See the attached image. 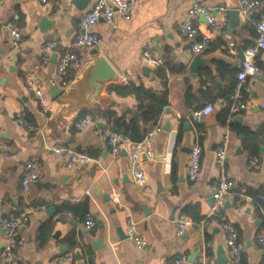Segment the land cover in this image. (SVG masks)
Returning a JSON list of instances; mask_svg holds the SVG:
<instances>
[{"label":"crops","instance_id":"crops-1","mask_svg":"<svg viewBox=\"0 0 264 264\" xmlns=\"http://www.w3.org/2000/svg\"><path fill=\"white\" fill-rule=\"evenodd\" d=\"M238 1L136 0L130 6L128 20L114 14L112 25L100 21L94 26L93 31L101 37L99 46L70 48L83 64L95 53L103 55L119 74V85L140 83L158 95L167 92L168 113H163L164 107L150 129L161 130L152 137L153 159L143 157L146 186L140 189L130 178L128 140L123 138L119 152L112 155L106 139L95 134V129L106 123L104 119L94 117L95 122L80 131L73 127L87 109L95 107L113 110L126 121H134L131 115L137 111L139 117V111L133 97L110 93L114 105L89 107L60 125L52 139H46L43 129L54 106L50 88L45 87L50 109L44 111L25 85L26 76L32 75L45 85L53 80L64 90L56 72V54L43 64V46L54 40L60 50L68 47L77 32L76 19L89 11L95 0H88L82 11L71 0H49L47 4L38 0H0V220L21 214L26 218L18 229L23 244L14 249L11 262L4 264H50L61 256H71V264H171L178 253L187 257V264H218L219 246L223 249V264H232L221 229L223 219L238 232L242 244L240 264H264L256 242V234L264 230V152L260 149L264 144L252 154L244 148L240 133L241 129L253 132L264 125V107L260 106L264 104V51L255 57L260 72L248 78L242 88L246 100L255 106L239 115L229 111L242 51L255 43L253 20L264 18V0H260L253 19L239 13L236 27L230 26L227 15L220 32L212 31L202 17L192 19L198 39L206 38L201 55L207 62L194 75L188 66L195 55L187 52L186 39L178 30L194 2L212 10L222 6L238 11ZM43 17L50 24L40 31ZM12 28L21 36L17 46L11 42ZM145 50L164 56L165 63L183 66L182 73H171L165 63L161 67L145 64L141 59ZM83 64L70 70L72 80ZM161 69L165 80L159 76ZM207 105L213 111L202 122L188 118L197 107ZM21 107L26 110V120L35 127L32 132L15 121ZM226 108L229 115L225 119ZM237 117L239 121H234ZM184 122L189 123V129L184 128ZM165 123H169V131L164 130ZM195 144L201 150L200 172L195 181L188 182V154ZM222 146L225 158L220 166L216 152ZM55 147L85 154L90 160L67 169L66 155L56 156ZM252 155L260 158L256 171L246 169ZM29 161L36 164L39 178L24 194L21 177ZM222 173L234 186L220 211L211 215L209 199ZM195 205L200 221L183 214L184 209ZM50 207L54 208L52 213L48 212ZM87 212L96 222L91 230L83 227ZM181 216L190 225L177 236ZM129 221L147 242L145 250H138L128 238ZM3 248L4 230L0 225V254Z\"/></svg>","mask_w":264,"mask_h":264},{"label":"built area","instance_id":"built-area-1","mask_svg":"<svg viewBox=\"0 0 264 264\" xmlns=\"http://www.w3.org/2000/svg\"><path fill=\"white\" fill-rule=\"evenodd\" d=\"M40 4H47L49 0H38ZM136 0H95L94 4L77 22V32L74 34L71 44L63 50L59 49L58 43L54 40L47 41L42 49V63L49 62L51 55L56 54L57 64L56 72L60 77V87L65 89L71 82L70 70L80 67L83 60L80 56L70 50V48L97 47L101 43V37L93 31L94 26L102 21L112 25L114 14H118L124 20L130 18V6ZM260 0H239L238 11L243 17L253 19L254 14L260 7ZM228 9L225 7H216L215 9L208 8L197 2L192 3L187 11V17L184 21L178 24V30L185 37L187 42V52L191 55L201 54L206 46V38L198 39L197 28L192 19L202 17L206 25L214 32H220L224 29L227 21ZM253 26L256 33V40L252 46L246 47L242 51V58L239 69L236 73V87L230 95L229 111L231 115H239L247 113L250 108L254 107V103L249 102L243 95L242 88L246 80L254 77L260 72L259 66L255 62L256 55L264 51V18L253 20ZM11 42L13 46H17L20 42V33L12 28L10 29ZM142 61L151 67H161L165 63V57L153 54L145 50L141 54ZM25 85L37 99L39 106L44 111H49V97L45 92V87L57 86L53 80H49L47 84L34 78L32 75H27ZM58 87V86H57ZM264 107V104L260 105ZM213 111L211 105H207L202 109L193 111L189 119L196 122H202L206 116ZM26 110L21 107L15 113L16 123L25 130L32 132L35 127L32 123L26 120ZM95 122L94 117L90 113H85L73 123L76 131H80L90 124ZM160 127L148 131L139 142L128 143V166L130 178L137 188L146 186V173L142 168L143 157L147 160H152L154 152L152 149V137L159 132ZM95 134L106 139L107 146L112 155H116L120 149V143L123 136L119 133L117 127L112 122H106L100 128L95 129ZM53 152L56 156L66 155L65 167L72 169L76 166L87 163L90 158L81 153H76L63 147H55ZM200 147L195 144L189 151L186 167V179L188 182H193L197 179L200 172ZM225 158L224 147H219L216 152V163L223 164ZM260 167V158L257 155H252L247 159L246 169L248 171H256ZM39 178L36 164L32 161L27 162L22 171L21 184L23 193L27 194L31 185ZM233 182L228 179L223 173L220 174L214 185L212 194L213 203L210 207V214H217L222 208L226 198L233 188ZM244 192V191H242ZM26 220L25 215L5 217L0 220V225L4 230V248L0 254V264L9 263L13 257L15 248L23 244V239L19 235V227ZM96 222L90 212L84 214L83 227L86 230H91L95 227ZM190 225L187 218L181 216L177 220L176 235H182ZM221 229L225 234V246L230 253V261L232 264H240L242 258V244L239 242V236L236 228L226 220L221 221ZM128 238L133 242L138 250H145L148 246L147 242L137 233L135 224L132 221L128 222ZM256 242L262 251L264 263V230L256 234ZM71 256H61L52 260L50 264H71ZM171 264H187V257L178 253L174 255ZM205 264V261L202 262Z\"/></svg>","mask_w":264,"mask_h":264},{"label":"water","instance_id":"water-1","mask_svg":"<svg viewBox=\"0 0 264 264\" xmlns=\"http://www.w3.org/2000/svg\"><path fill=\"white\" fill-rule=\"evenodd\" d=\"M87 1L88 0H71V4L76 7V9L82 11L85 9L84 6ZM227 15L230 18V26L236 27L240 19L239 12L231 10L227 12ZM76 20L78 22L79 18ZM49 22L47 17H43L38 26L39 30L43 31L46 25L50 24ZM206 65L207 62L202 59V55L196 54L189 63L188 71L194 75L199 69L204 68ZM147 72L148 69H145V73ZM119 82L120 76L108 60L103 55L95 53L90 61L83 64L79 71V75L74 78L64 90L59 89L57 86L49 89L50 97L52 101H54V106L51 116L43 129V136L46 139H52V134H57L60 125H64L69 120L75 119L81 112L89 107L100 106L106 108L110 105H114L111 101L109 90L119 85ZM163 113H168L167 107L164 109ZM130 119L138 121V112H133ZM239 119L240 117L234 118V121H239ZM183 125L185 129L190 128L188 122H184ZM164 130L169 131V123H165ZM260 149L264 152V147H260ZM209 201L210 205H212V195ZM53 210L54 208L50 207L48 212L52 213ZM222 252V247H217V253L221 256L220 259H218V264H223L224 262ZM194 256H196V254ZM76 257L78 259L82 258L79 254H76Z\"/></svg>","mask_w":264,"mask_h":264},{"label":"trees","instance_id":"trees-1","mask_svg":"<svg viewBox=\"0 0 264 264\" xmlns=\"http://www.w3.org/2000/svg\"><path fill=\"white\" fill-rule=\"evenodd\" d=\"M165 66L171 73H182L184 67L172 65L166 61ZM159 76L165 80V71L161 69ZM109 93H114L119 97H133L137 102L139 111V120L126 121L124 116H118L117 113L110 109H100L98 107L87 109L84 113H90L93 117L102 118L106 122H112L117 127L119 133L124 139L130 142H139L143 135L156 125L164 107L167 105V92L163 91L159 95L150 89H146L142 84L128 82L110 88ZM198 109V107H197ZM196 109V110H197ZM229 115L228 109L224 111L225 119ZM224 119V120H225ZM243 138V146L252 154L258 153L259 146L264 144V125L257 131L241 129ZM183 214L193 221H200L202 217L199 215L198 207L190 206L183 210ZM206 254H209L208 252Z\"/></svg>","mask_w":264,"mask_h":264}]
</instances>
